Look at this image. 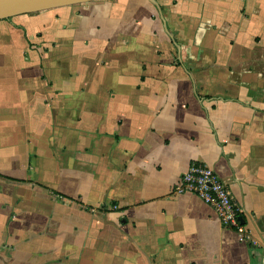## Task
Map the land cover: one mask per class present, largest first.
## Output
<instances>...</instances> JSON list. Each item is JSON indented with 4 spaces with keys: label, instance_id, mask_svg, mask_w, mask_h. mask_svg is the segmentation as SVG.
<instances>
[{
    "label": "crops",
    "instance_id": "crops-1",
    "mask_svg": "<svg viewBox=\"0 0 264 264\" xmlns=\"http://www.w3.org/2000/svg\"><path fill=\"white\" fill-rule=\"evenodd\" d=\"M192 160L244 240L174 189ZM0 264H264V0L1 17Z\"/></svg>",
    "mask_w": 264,
    "mask_h": 264
},
{
    "label": "built area",
    "instance_id": "built-area-1",
    "mask_svg": "<svg viewBox=\"0 0 264 264\" xmlns=\"http://www.w3.org/2000/svg\"><path fill=\"white\" fill-rule=\"evenodd\" d=\"M174 189L179 192H195L204 202L212 206L221 224L236 231L239 240L247 237V231L238 219L239 207L234 203L225 183L206 163L190 161Z\"/></svg>",
    "mask_w": 264,
    "mask_h": 264
},
{
    "label": "water",
    "instance_id": "water-1",
    "mask_svg": "<svg viewBox=\"0 0 264 264\" xmlns=\"http://www.w3.org/2000/svg\"><path fill=\"white\" fill-rule=\"evenodd\" d=\"M76 0H0V18ZM238 219L241 217L238 215Z\"/></svg>",
    "mask_w": 264,
    "mask_h": 264
}]
</instances>
